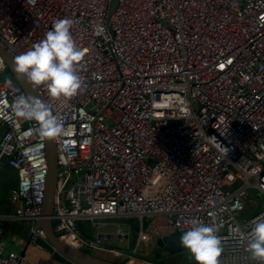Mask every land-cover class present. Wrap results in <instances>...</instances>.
Returning <instances> with one entry per match:
<instances>
[{
	"label": "built area",
	"instance_id": "2783aa9c",
	"mask_svg": "<svg viewBox=\"0 0 264 264\" xmlns=\"http://www.w3.org/2000/svg\"><path fill=\"white\" fill-rule=\"evenodd\" d=\"M109 2L0 0V45L15 59L63 18L83 52L77 96L54 100L34 84L64 126L54 137L53 230L74 247L120 255L105 240L128 239L116 218H136L130 256L144 236L179 233L197 219L218 227L229 251L220 264H261L248 261L247 244L264 206L247 210L264 197V0H118L108 15ZM6 71L0 55V173L10 164L18 175L0 218L44 236L34 226L44 136L14 112L27 95ZM19 259L0 240V264Z\"/></svg>",
	"mask_w": 264,
	"mask_h": 264
},
{
	"label": "clouds",
	"instance_id": "9594fccd",
	"mask_svg": "<svg viewBox=\"0 0 264 264\" xmlns=\"http://www.w3.org/2000/svg\"><path fill=\"white\" fill-rule=\"evenodd\" d=\"M72 28L73 21L69 18L53 21L45 37L15 59L16 71L25 74L33 84L43 85L54 100L71 99L84 87L83 78L77 71L83 52L75 43ZM14 112L24 120L35 121L44 137H57L64 131L63 122L38 99L18 97ZM189 224L180 237L181 246L196 264H220L223 247L217 235L218 227L197 219L190 220ZM247 246L252 256L264 264V221L255 223Z\"/></svg>",
	"mask_w": 264,
	"mask_h": 264
},
{
	"label": "water",
	"instance_id": "95a60500",
	"mask_svg": "<svg viewBox=\"0 0 264 264\" xmlns=\"http://www.w3.org/2000/svg\"><path fill=\"white\" fill-rule=\"evenodd\" d=\"M118 0H110L108 6L109 15ZM0 55L2 56L4 62L7 65V71L12 74L15 81L19 83L22 89L25 91L28 98L38 99L42 101L40 94L38 93L34 84L28 79L25 74L18 73L16 71L15 58L0 45ZM43 102V101H42ZM46 156H47V173L45 178L44 196L41 203V217L34 223V226H40L44 232V236L35 235L32 238V232H28L26 238V243L20 249V256L24 255L25 247L28 243L33 242L34 244L47 250L52 258L59 261L61 264H130L117 259L107 258L102 255H97L88 250L74 247L63 240H61L57 233L52 228L51 214L53 209V196L54 187L57 174V161H56V143L54 137H44ZM3 158H1L2 160ZM18 181L17 170L10 164H4L1 168L0 173V189L5 193L3 194L4 200H9V194L7 191L9 186H15ZM180 234L178 232H171L169 234L157 237L155 239V249L161 250L159 252V261L163 263L166 256L170 251H178L183 249L180 244ZM174 249V250H173ZM229 251L223 248V253H228ZM230 253L237 257V253L242 256L245 254L244 251L231 250ZM248 261L253 262L254 257L250 250H247ZM143 264H153L151 261L146 260Z\"/></svg>",
	"mask_w": 264,
	"mask_h": 264
},
{
	"label": "rangeland",
	"instance_id": "374dc122",
	"mask_svg": "<svg viewBox=\"0 0 264 264\" xmlns=\"http://www.w3.org/2000/svg\"><path fill=\"white\" fill-rule=\"evenodd\" d=\"M8 73H9L8 71L2 72V77H7ZM0 134H1V130H0ZM4 193L5 192L0 189V212H4L8 210L7 207L10 208L11 206L10 201H6L3 199ZM258 195H259L258 197L254 198V206H250L247 210L249 214L255 213L256 211L260 210L264 206V197L261 196V194H258ZM116 220L121 221L122 225L126 229H131L129 238L120 239V238L111 237V238H106V240H107L108 245H113V246L119 247L124 250L120 253V255H116L109 251H99V250L92 248L91 249L92 253H95L97 255H102V256H105L111 259L125 260L126 262L130 264H134V262H136V258H139L141 264H143L144 261L148 259H151V261L153 260L159 261V257L153 256V253L151 250V247L155 243L153 236L150 238L149 241L147 242L143 241L142 243H140L141 244L140 248L134 254L129 256L127 252L128 249L127 247L124 248V246L127 242H133L135 240V237L137 235V230L139 227V221L138 219L132 218V217L116 218ZM145 222L146 221L144 220V223ZM185 231H180L179 232L180 236H182ZM164 262L168 264H191V263L196 264L191 254L184 248L178 251L176 250L174 252L171 251L166 256Z\"/></svg>",
	"mask_w": 264,
	"mask_h": 264
},
{
	"label": "crops",
	"instance_id": "0c3cea01",
	"mask_svg": "<svg viewBox=\"0 0 264 264\" xmlns=\"http://www.w3.org/2000/svg\"><path fill=\"white\" fill-rule=\"evenodd\" d=\"M7 209L8 210L4 212L11 211L12 206H10V208L7 207ZM0 224L2 225V233L0 234V240L2 241L4 248L12 249L19 253L20 249H22L23 245L26 243V238L28 236L29 228L27 224L22 221H15L11 219H1V218H0ZM112 237L115 238L114 236ZM151 237L152 236L150 235H146L143 237V241L147 242L150 240ZM155 239L156 237H154V241ZM143 241H141L140 243H142ZM105 242L107 243V240H105ZM108 246H113V245H108ZM18 264H61V263L55 260L54 258H52L51 254L47 250L34 244L33 242H30L25 247L24 255L20 256ZM134 264H141L139 258H136V262H134Z\"/></svg>",
	"mask_w": 264,
	"mask_h": 264
},
{
	"label": "flooded vegetation",
	"instance_id": "af4514ba",
	"mask_svg": "<svg viewBox=\"0 0 264 264\" xmlns=\"http://www.w3.org/2000/svg\"><path fill=\"white\" fill-rule=\"evenodd\" d=\"M173 250H174V249H173ZM160 251H161L160 249H159V250H156V249H155V244H154L153 247H152V253H153V254H156V252L159 253ZM171 251H172V250H171ZM171 251H170V252H171ZM173 252H174V251H173ZM159 258H160V256H159Z\"/></svg>",
	"mask_w": 264,
	"mask_h": 264
},
{
	"label": "trees",
	"instance_id": "16d2710c",
	"mask_svg": "<svg viewBox=\"0 0 264 264\" xmlns=\"http://www.w3.org/2000/svg\"><path fill=\"white\" fill-rule=\"evenodd\" d=\"M133 232V231H132ZM133 240V239H132ZM153 256H156V257H159V253L158 252H156V254L155 255H153ZM148 260H151V259H148ZM121 261H124L125 262V260H121ZM153 261H155V260H153Z\"/></svg>",
	"mask_w": 264,
	"mask_h": 264
}]
</instances>
